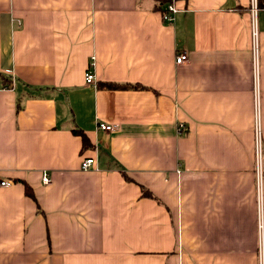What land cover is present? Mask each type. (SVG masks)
<instances>
[{
  "label": "crops",
  "instance_id": "0c3cea01",
  "mask_svg": "<svg viewBox=\"0 0 264 264\" xmlns=\"http://www.w3.org/2000/svg\"><path fill=\"white\" fill-rule=\"evenodd\" d=\"M166 1L0 0V264H264V8Z\"/></svg>",
  "mask_w": 264,
  "mask_h": 264
},
{
  "label": "built area",
  "instance_id": "2783aa9c",
  "mask_svg": "<svg viewBox=\"0 0 264 264\" xmlns=\"http://www.w3.org/2000/svg\"><path fill=\"white\" fill-rule=\"evenodd\" d=\"M251 5L253 6V8L255 9V7L257 8L256 0H250ZM177 12V8H175L174 3L172 0H168L163 4L162 10L160 12L161 14V20L164 22H170L173 20L175 13ZM251 34H252V42H251V49H252V53H253V58H255L256 55V34H255V30L254 28L251 30ZM188 61V57L186 52L184 51H180L178 54L175 55L174 57V63L175 64H180V63H186ZM93 63L88 67L87 71L85 72V83L88 84H95L94 80H95V74L93 72ZM255 70V68H254ZM254 76V84H253V106H254V126H255V135H256V143H255V149H256V158H255V176H256V193H257V207L259 210V214L261 211V207H260V193H259V164H258V153H259V149H258V121H257V111H258V106H257V77L255 75V72L253 74ZM10 82H8V84L6 83H0V89H8L10 87H12V83L14 81V77L13 75L10 76ZM97 126L99 129L106 131V132H110V131H114L118 128V125L115 124H108V123H104V122H98ZM183 129V125L178 124L176 131L177 132H181ZM95 163V159L94 157H85L83 159V161L81 162V169H88L91 166H93V164ZM41 181L43 184H49L51 182V177L50 174L47 171H43L42 173V177H41ZM12 183V180H8V179H1L0 180V186H10ZM261 228V224H259V230ZM259 253H258V264H263V257H262V250H261V246L258 247Z\"/></svg>",
  "mask_w": 264,
  "mask_h": 264
},
{
  "label": "trees",
  "instance_id": "16d2710c",
  "mask_svg": "<svg viewBox=\"0 0 264 264\" xmlns=\"http://www.w3.org/2000/svg\"><path fill=\"white\" fill-rule=\"evenodd\" d=\"M258 8H264V0H256V3ZM105 87H111V88H117V87H120V88H123V87H130V88H137V87H142L141 85H136V84H120V85H117L115 83H112V82H109V83H105L104 84ZM74 133H76L77 135L80 136L81 138V141H82V148H90L92 147V144L90 142V140L88 139L87 135L85 134V132L83 130H78V129H74L73 130ZM1 180V178H0ZM24 186H25V193L29 196H31L32 198H34V194H33V191H32V188L30 186H28V184L25 182L23 183ZM141 194L143 196H147V197H153L150 195V193L147 191V190H144L143 188H141Z\"/></svg>",
  "mask_w": 264,
  "mask_h": 264
}]
</instances>
